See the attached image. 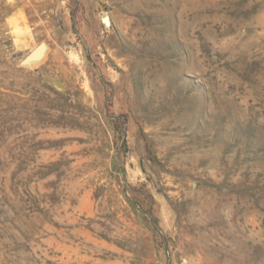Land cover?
<instances>
[{
	"label": "rangeland",
	"instance_id": "obj_1",
	"mask_svg": "<svg viewBox=\"0 0 264 264\" xmlns=\"http://www.w3.org/2000/svg\"><path fill=\"white\" fill-rule=\"evenodd\" d=\"M0 264H264V0H0Z\"/></svg>",
	"mask_w": 264,
	"mask_h": 264
},
{
	"label": "water",
	"instance_id": "obj_2",
	"mask_svg": "<svg viewBox=\"0 0 264 264\" xmlns=\"http://www.w3.org/2000/svg\"><path fill=\"white\" fill-rule=\"evenodd\" d=\"M41 47H43V45L38 46L34 51H32V52L28 55L26 61H27V60H31L32 58H34L35 53H36V52L38 51V49H40ZM35 58H36V57H35Z\"/></svg>",
	"mask_w": 264,
	"mask_h": 264
}]
</instances>
